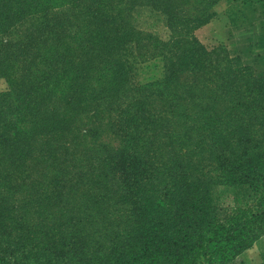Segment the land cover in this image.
<instances>
[{"label":"trees","instance_id":"obj_1","mask_svg":"<svg viewBox=\"0 0 264 264\" xmlns=\"http://www.w3.org/2000/svg\"><path fill=\"white\" fill-rule=\"evenodd\" d=\"M220 1L0 0V264H231L264 234V76L195 37ZM227 1L232 26L252 0ZM89 112L119 147L42 170L30 137Z\"/></svg>","mask_w":264,"mask_h":264},{"label":"rangeland","instance_id":"obj_2","mask_svg":"<svg viewBox=\"0 0 264 264\" xmlns=\"http://www.w3.org/2000/svg\"><path fill=\"white\" fill-rule=\"evenodd\" d=\"M256 3L258 4L259 0H256ZM248 8L243 9L241 6H235L234 12L240 18L238 17L236 23L232 26L226 20L210 22L199 28L195 32V37L207 51L222 47L230 57H239L241 64L248 66L254 76L261 77L264 76V34H253L250 17L246 14ZM135 18L138 28L143 32L156 35L162 40L168 39L169 31L164 26L163 18L159 14L150 11L148 8H141ZM146 64L137 65L135 81L138 83H145L153 76L160 77L161 70L159 67L155 69L152 67L146 68ZM6 88L5 81L0 79V91ZM103 116L107 117V115ZM67 119L72 121L68 117ZM76 119V122L72 121L74 126L71 129L59 132L64 137L61 142L57 141V145L48 141V139H54L56 136L36 134V139L30 137L31 141L27 145L28 150L32 151V154L35 155L34 158L37 157V162L40 163L39 166L41 165L42 170L55 161V164L65 166L66 169L68 166L69 172L66 173V178L73 179L74 168L78 169L89 161H92L91 165H94L103 157L102 152L105 149L115 151L119 147V136L110 129V124L106 125V118L101 122L99 121L100 124L95 123L97 125H92L97 117L90 112L85 117L84 114L78 115ZM30 133L34 132L30 131ZM151 137L155 139V136L149 132V138L151 139ZM109 176L110 174H103L101 169L100 175L95 177L108 181ZM113 187H116V185L108 184L107 190L113 189ZM222 190L223 187L218 186L214 189V192L221 205L220 207L225 210L226 207L236 204V200H234L235 194L232 196L231 192L221 193ZM104 193L109 194L108 191H104ZM263 254L264 234L231 264H260Z\"/></svg>","mask_w":264,"mask_h":264},{"label":"crops","instance_id":"obj_3","mask_svg":"<svg viewBox=\"0 0 264 264\" xmlns=\"http://www.w3.org/2000/svg\"><path fill=\"white\" fill-rule=\"evenodd\" d=\"M227 5L228 1L222 0L215 6L217 14L215 19L211 22L226 20L229 23L228 19L224 15ZM246 14L250 17L253 34H264V0H259L258 4L256 3V0H252V5L247 9Z\"/></svg>","mask_w":264,"mask_h":264}]
</instances>
